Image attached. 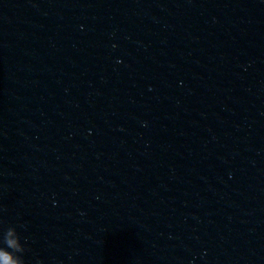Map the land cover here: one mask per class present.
Wrapping results in <instances>:
<instances>
[{
	"label": "water",
	"instance_id": "obj_1",
	"mask_svg": "<svg viewBox=\"0 0 264 264\" xmlns=\"http://www.w3.org/2000/svg\"><path fill=\"white\" fill-rule=\"evenodd\" d=\"M3 247L264 264V0H0Z\"/></svg>",
	"mask_w": 264,
	"mask_h": 264
},
{
	"label": "clouds",
	"instance_id": "obj_2",
	"mask_svg": "<svg viewBox=\"0 0 264 264\" xmlns=\"http://www.w3.org/2000/svg\"><path fill=\"white\" fill-rule=\"evenodd\" d=\"M7 243L13 247L23 246V242L18 237L16 239H9ZM0 264H24V262L17 259L9 247H3L0 248Z\"/></svg>",
	"mask_w": 264,
	"mask_h": 264
}]
</instances>
